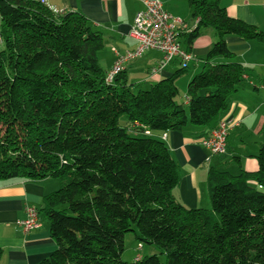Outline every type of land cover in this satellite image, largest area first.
Listing matches in <instances>:
<instances>
[{
	"label": "trees",
	"instance_id": "trees-1",
	"mask_svg": "<svg viewBox=\"0 0 264 264\" xmlns=\"http://www.w3.org/2000/svg\"><path fill=\"white\" fill-rule=\"evenodd\" d=\"M187 6L196 26L179 35L186 52L201 29L215 35L187 83L188 115L175 102L185 67L147 90L134 91L123 71L108 82L103 38L82 14L0 0V180H59L37 209L56 249L37 264H264V144L255 172L209 169L210 208L188 209L173 195L179 171L168 148L145 135L188 124L214 130L244 75L238 63H213L234 58L226 37L264 44V33L228 16L220 0ZM133 226L163 263L121 260Z\"/></svg>",
	"mask_w": 264,
	"mask_h": 264
},
{
	"label": "crops",
	"instance_id": "crops-1",
	"mask_svg": "<svg viewBox=\"0 0 264 264\" xmlns=\"http://www.w3.org/2000/svg\"><path fill=\"white\" fill-rule=\"evenodd\" d=\"M45 1L60 13L75 11L82 14L93 30L101 34L104 48L98 54V62L105 72H109L115 62L112 49L123 53L136 47L128 32L135 14L142 10L144 0ZM157 1L171 16L181 19L189 32L195 28L196 21L189 15L187 0ZM220 6L228 16L253 25L264 33V0H220ZM214 41L215 35L211 29H201L190 45L188 53L191 58L188 61L174 58L156 73L150 70L159 64L161 53L145 51L139 59L124 66L128 84L134 91L147 90L150 85L171 77L185 67L186 73L176 82L184 102H175L182 104L187 113V83L205 65L204 59ZM226 43L234 58H217L213 63L235 62L242 65L244 70L242 81L229 97L228 108L222 115V120L234 124L228 132L226 153L222 156L211 155L200 144L212 131L206 127L188 124L181 131L145 134L162 141L168 148L179 171V183L173 195L188 209L210 208L206 183L209 169L232 175L239 174L240 170L255 172V155L259 145L264 144V44L237 36H227ZM181 48L186 51L184 45ZM58 188L59 183L51 178L39 181L0 180V264H37L56 249L49 233V223L42 216L38 217L39 227L30 231H24L17 223L26 218V207L40 209L43 198Z\"/></svg>",
	"mask_w": 264,
	"mask_h": 264
},
{
	"label": "built area",
	"instance_id": "built-area-1",
	"mask_svg": "<svg viewBox=\"0 0 264 264\" xmlns=\"http://www.w3.org/2000/svg\"><path fill=\"white\" fill-rule=\"evenodd\" d=\"M39 1L45 2V0ZM187 31L188 26L181 19L171 16L164 10L160 2L144 0L143 8L135 14L128 32V37L135 42L136 47L123 53L112 49L115 62L107 73L106 80L110 82L116 74L123 71L127 63L139 59L148 50H156L161 53L162 57L159 64L150 70L151 73H156L174 58H179L182 62L188 61L191 55L181 48L179 41V35L187 33ZM233 126L234 124L229 121L220 120L217 127L210 132L209 136L202 139L200 144L211 155H224L227 135ZM25 212L26 218L18 221V226H21L24 231L38 228L37 209L30 206L26 207Z\"/></svg>",
	"mask_w": 264,
	"mask_h": 264
},
{
	"label": "rangeland",
	"instance_id": "rangeland-1",
	"mask_svg": "<svg viewBox=\"0 0 264 264\" xmlns=\"http://www.w3.org/2000/svg\"><path fill=\"white\" fill-rule=\"evenodd\" d=\"M179 41H181V39H179ZM181 77L182 76H180L179 78ZM179 78L176 80L177 83H178ZM178 86L179 85L177 84V87ZM175 101L177 103L184 102L183 96L181 95V93L178 94ZM118 124L121 127H126L128 125L127 120L124 116L119 118ZM129 133L134 135L133 132H129ZM55 181L58 182L59 180H55ZM132 229H133L132 232H129L124 236L123 252L121 253V260L124 262H132L137 256L143 257V256L156 255L158 259L163 263L165 261V256L162 254V251L156 248L154 245H148V244H145L144 242L139 241L138 232L136 228L133 226ZM139 246H141V249H139Z\"/></svg>",
	"mask_w": 264,
	"mask_h": 264
}]
</instances>
